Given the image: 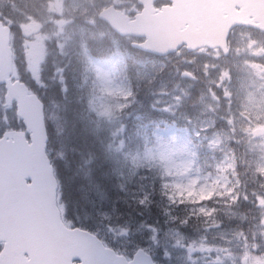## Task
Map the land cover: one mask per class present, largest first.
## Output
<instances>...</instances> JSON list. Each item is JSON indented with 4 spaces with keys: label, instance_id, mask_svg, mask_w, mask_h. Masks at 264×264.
Wrapping results in <instances>:
<instances>
[{
    "label": "rangeland",
    "instance_id": "1",
    "mask_svg": "<svg viewBox=\"0 0 264 264\" xmlns=\"http://www.w3.org/2000/svg\"><path fill=\"white\" fill-rule=\"evenodd\" d=\"M16 2L29 10L36 7L32 0ZM122 2L51 0L43 13L29 20L19 18L23 14L13 10L4 18L8 26L16 27L14 69H24L28 85L43 94L47 121L55 129L64 105L41 80L47 72L57 81V93H63L67 75L72 89L83 91L82 108L95 128L105 124L111 129V153L119 154L142 185L150 187L151 180L162 198L170 200L166 207L171 212H180L176 199L181 194L189 199L184 205L202 219L185 227L171 220L146 228L114 226L115 250L131 257L141 249L158 264H264V141L253 134L264 129V38L240 31L231 37L227 57L220 52L179 53L165 61H145L127 71L120 67V49L128 41H118L96 19L104 7ZM14 16L18 23L12 20ZM46 60L48 71L42 72ZM136 81L141 88L152 90L148 97L154 108L169 124L177 122L180 130H166L168 124L165 128L148 123L135 127L136 115L127 108L136 107L129 92ZM3 93L0 87V135L20 127L14 109L3 107ZM190 135L195 137V146L210 156L209 160L204 156L205 172L209 175L215 167L217 175L211 176L215 187L236 191L237 201L224 206L229 211L223 213L227 219L221 222L210 204L217 199L233 203L234 199L223 198V194L206 200L210 190L193 164L196 149L187 147ZM100 177L104 175L100 173ZM195 187L197 193L189 194ZM243 205L251 207L246 210L247 223L242 222Z\"/></svg>",
    "mask_w": 264,
    "mask_h": 264
},
{
    "label": "water",
    "instance_id": "2",
    "mask_svg": "<svg viewBox=\"0 0 264 264\" xmlns=\"http://www.w3.org/2000/svg\"><path fill=\"white\" fill-rule=\"evenodd\" d=\"M173 4L169 13H162L155 20H166L167 28L158 31L153 24L152 40L142 49L164 55L186 45L188 51L207 47L226 52L229 31L241 24L242 14L233 12L239 0H173ZM262 8L259 2L248 4L249 12ZM108 13L110 10L100 17ZM9 33L0 23V84L6 88V105L16 102L17 116L31 134L30 143L24 133H6L0 139V241L7 245L1 259L6 264H153L142 251L126 262L105 249L94 236L77 229L67 230L61 224L56 209L57 184L45 154L48 139L43 106L35 96H29L23 85L12 84L9 79ZM164 41L167 51L160 44Z\"/></svg>",
    "mask_w": 264,
    "mask_h": 264
},
{
    "label": "trees",
    "instance_id": "3",
    "mask_svg": "<svg viewBox=\"0 0 264 264\" xmlns=\"http://www.w3.org/2000/svg\"><path fill=\"white\" fill-rule=\"evenodd\" d=\"M13 3L16 1L3 3L0 0V20L13 10L17 14ZM12 20L16 21V17ZM44 82L49 84L45 78ZM144 88H140L142 93L132 95L136 107L129 110L136 115L135 127L148 123L152 127L165 128L168 119L154 108L148 97L150 90ZM67 91L61 97V93H54L65 107L59 119V130L49 122L46 124L48 154L59 183V203L65 220L100 234L114 226L146 228L168 221L167 215L172 216L174 212L163 207L154 183L150 182V187L142 185L131 168L118 161L109 149L113 142L111 129L105 124L95 128V123L82 108L83 93L73 91L69 82Z\"/></svg>",
    "mask_w": 264,
    "mask_h": 264
},
{
    "label": "bare ground",
    "instance_id": "4",
    "mask_svg": "<svg viewBox=\"0 0 264 264\" xmlns=\"http://www.w3.org/2000/svg\"><path fill=\"white\" fill-rule=\"evenodd\" d=\"M123 222V221H122Z\"/></svg>",
    "mask_w": 264,
    "mask_h": 264
}]
</instances>
